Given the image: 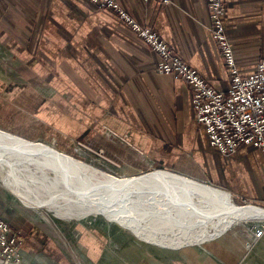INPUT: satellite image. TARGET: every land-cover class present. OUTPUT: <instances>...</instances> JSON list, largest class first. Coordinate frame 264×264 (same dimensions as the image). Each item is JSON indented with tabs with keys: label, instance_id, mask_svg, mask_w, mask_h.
I'll use <instances>...</instances> for the list:
<instances>
[{
	"label": "crops",
	"instance_id": "1",
	"mask_svg": "<svg viewBox=\"0 0 264 264\" xmlns=\"http://www.w3.org/2000/svg\"><path fill=\"white\" fill-rule=\"evenodd\" d=\"M118 2L154 27L210 84L228 86L206 0ZM224 2L225 28L238 68L247 73L264 57V0ZM74 27L83 46L72 37ZM157 60L109 8L87 0H0V127L26 136L73 137L118 161L143 151L154 164L264 202L260 150L242 144L233 153L219 152L196 119L189 84L155 70ZM0 216L20 236L18 259L0 264H235L239 256L227 243L235 227L207 239L198 255L165 262L147 254L121 257L90 234L70 248L2 190ZM257 242L264 256V235Z\"/></svg>",
	"mask_w": 264,
	"mask_h": 264
},
{
	"label": "rangeland",
	"instance_id": "2",
	"mask_svg": "<svg viewBox=\"0 0 264 264\" xmlns=\"http://www.w3.org/2000/svg\"><path fill=\"white\" fill-rule=\"evenodd\" d=\"M87 1L90 2L89 0ZM165 5H168V4H165ZM224 5H225V2H224ZM208 12H209V9H208ZM117 16L122 21V23L125 24L118 14ZM143 24H146V23H143ZM136 35L139 36L137 33ZM72 37L73 39H75V41L78 44L83 46L84 40L82 38V33L77 32L76 27H74L72 31ZM229 41H230V38H229ZM50 53L51 54L49 56L52 57L54 60H56V56L54 57L52 50ZM59 62L65 63L64 58L59 60ZM236 64H237V60H236ZM229 83H230V76H229ZM0 131H3L7 133L8 135H13L16 137L26 139L28 141L44 143L56 150H59L68 155H71L76 159H79L88 164H91L95 166L96 168L100 170H104L107 173H110L116 177L135 176V175H139V174L153 171V170L169 169L171 171L184 174L185 176L187 175V177H189L190 179L195 180L196 182H199L201 184L203 183V184L216 187L220 190L221 189L225 190L223 187L219 186L218 184L209 182L203 176L199 177V176H195L192 174L180 172L178 170H175L174 168L154 164L151 162V159L148 156L143 155L142 153H141L142 156L138 155V156H134L133 158H129L128 160L118 161V160L109 158L102 150L98 148H93L87 143H84L73 137L63 141L58 136L46 137L42 134L39 135V134H34V133L26 136V135L17 134L14 131H10V130H7L1 127H0ZM19 155L21 156V160L16 161L14 163L12 162L13 166L10 162H7L3 159L0 161V190L5 192V194L9 198H12L14 202L19 206V208L22 211H24L32 219L34 223L40 224L44 226L45 228L49 229L51 232L57 235L58 238L66 242L70 248L76 246L78 239H81L82 236H85L86 234H90L96 237L97 239H99L102 244L108 245L111 248V250L114 251L116 255H119L121 257L125 256L127 258L138 259L142 255L147 254L149 256H154V257L164 260L165 262H168L170 260H174L180 257H184V258L188 257L187 254L198 255L200 253V250L205 247V242L207 239L220 235L221 233H223L225 230L229 229L230 227H235L237 229L235 230L233 234H231L228 237V241H227L230 247L236 248L239 251L238 260L235 262V264H264V256L258 254L257 252L258 249H261L260 243H258L257 238L254 237L255 226L262 225L264 227V218L258 219L260 217H254L255 219L254 218L253 219H242V220L236 219L237 221L232 220L233 222L221 233L214 235V236L207 237L203 241L202 240L193 241L194 239L192 238L195 236L197 237L203 229L206 230L210 228L211 223H214L212 220L213 218L215 222L218 220L215 217L211 218L209 214H213L215 209H218L219 207L217 206L216 208L215 206H213V204L217 202L215 200L201 199L202 202L200 203L198 195H195L193 198V201H191L190 203L191 205L194 206V208H196L194 214H192L191 216L190 215L186 216L185 214L183 215L184 212H182L181 209L178 213L176 212L177 209H175L169 212L170 214L169 219L171 217L178 218V216L182 214V219L184 220L183 223L190 220L188 221L190 224L194 222H196V224L194 226H191V228H186L184 227V225H181L184 230L182 231L183 234L180 237L175 235L176 233L175 231H174L175 233L173 234L170 231L166 233L165 232L162 233V235L163 234L165 236L170 235L171 237L175 236V238H173V240L172 239L166 240L170 242L169 244L161 245L160 243L158 244V243L138 237L131 229L125 226H122L121 224H119L118 222L114 220L108 219L102 213H88V214L83 213L82 214V211H81L82 205L77 201L78 197L76 196V194L67 195L65 193V189L62 186L61 182L59 181L52 182L53 180L52 176L54 175L52 170H44L40 166H36V164L34 163V160L25 158L21 154ZM30 164L31 166H29ZM13 174H14L13 179L16 180L17 178V184H18L17 186L23 193L25 192L28 197L37 196L41 199H45L49 197L54 198L58 206L57 207L56 206L48 207L47 205L33 206L30 203L24 202L22 197L14 191V189L12 188L10 184H7L6 182V180L11 178L10 175H13ZM12 185L14 186L13 183ZM77 186H79V184H77ZM225 191L229 192L228 190H225ZM226 194L229 197H232V199L239 205L254 204V205H258L264 208V202H255L253 200L238 198L230 192L229 194L228 193ZM151 196H153L156 200H163V201L168 200V198H163L164 196L161 193L158 194V197L155 196V194ZM67 198H69V200ZM185 203H187V201ZM164 208L170 210V208L166 204H164ZM203 213H207L208 215H203ZM133 215L139 217V215H136L134 213ZM163 221L164 223L160 224L159 227L167 226L168 224H171V222L168 223L166 219H163L161 222ZM146 222H149L147 218H146ZM150 226H151L149 227L150 230L152 229V227L154 228L153 223H151ZM185 237L188 238L187 241L189 242H184V243H179V244L176 243V242H179L181 239L184 240ZM161 241L163 242V240ZM190 241H193V242H190Z\"/></svg>",
	"mask_w": 264,
	"mask_h": 264
},
{
	"label": "bare ground",
	"instance_id": "3",
	"mask_svg": "<svg viewBox=\"0 0 264 264\" xmlns=\"http://www.w3.org/2000/svg\"><path fill=\"white\" fill-rule=\"evenodd\" d=\"M19 154L34 160L36 166H40L44 170H52L54 173L52 182H61L67 195L76 194L77 201L82 205V214L102 213L108 219L131 229L138 237L161 245H167L170 242L166 240L175 238V236H165L162 233L170 231L173 234L176 232L175 235L180 237L184 230L181 225L191 228L196 224V222L190 224L188 222L190 220L187 221L188 224L187 222L183 223L182 214L178 218L171 217L169 219V212L175 209H177V213L181 209L184 212L183 215L186 216L194 214L196 208L190 203L195 195H198L200 203L202 202L201 199L215 200L217 202L213 206L219 207L215 209L213 214H209L211 218L215 217L218 220L215 222L213 218L214 223H211L210 228L203 229L197 237L192 238L193 241H203L207 237L217 235L233 221L253 219L254 217L264 218L263 207L254 204L239 205L226 194H229V192L222 189L221 191L207 184H201L187 176L182 177V179L174 178L175 176H172V172L169 170L158 169L135 176L116 177L44 143L28 141L0 131V161L3 159L12 164V162L21 160ZM10 177L6 180L7 184L12 186L24 202L33 206H58L54 198L28 197L17 186V178L16 180L13 179L14 174ZM119 189L122 191H120L121 194L118 191ZM116 193H119L120 196L112 198ZM159 193L163 194V198H168V200H156L151 196L155 194L158 197ZM67 199L69 200V198ZM100 199L105 201L106 204H102ZM186 201L187 203H185ZM112 203L113 205H111ZM164 204L170 210L165 209ZM133 213L139 215V217L133 215ZM203 215L208 214L203 213ZM145 216L149 221L147 224L141 219ZM163 219H166L168 223L171 222V224L159 227L160 224L164 223V221L161 222ZM151 223L154 224L153 230L149 229ZM263 235L264 232L259 237ZM185 238L176 243L189 242L187 241L188 238Z\"/></svg>",
	"mask_w": 264,
	"mask_h": 264
},
{
	"label": "built area",
	"instance_id": "4",
	"mask_svg": "<svg viewBox=\"0 0 264 264\" xmlns=\"http://www.w3.org/2000/svg\"><path fill=\"white\" fill-rule=\"evenodd\" d=\"M100 8H109L136 32L158 55L155 70L184 79L190 86L196 119L205 128L211 144L222 154L235 152L242 144L258 148L264 161V58L243 74L223 22V0H206L211 20L210 33L215 40L230 76L226 88L209 83L196 68L169 47L153 27L143 24L117 0H89ZM170 4L171 0H157ZM143 155V151H141ZM264 232L255 226L254 236ZM20 236L17 229L0 216V263L17 260Z\"/></svg>",
	"mask_w": 264,
	"mask_h": 264
},
{
	"label": "water",
	"instance_id": "5",
	"mask_svg": "<svg viewBox=\"0 0 264 264\" xmlns=\"http://www.w3.org/2000/svg\"><path fill=\"white\" fill-rule=\"evenodd\" d=\"M167 170H169V169H167ZM169 171H171V170H169ZM171 172H172L171 175H172V176H175L174 178H178V179L180 178V179H182V177H186V176H187V175L185 176L184 174H181V173L175 172V171H171ZM118 191H119V193H120L121 189H119ZM121 192H122V191H121ZM119 193H118V194L116 193V195L114 194L112 198H114L115 196H116V197L120 196ZM120 194H121V193H120ZM111 200H112V199H111ZM113 201H114V200H113ZM100 202H101L102 204H106V202L103 201V200H101V199H100ZM111 205H113V203H112ZM141 219H142V221H143L144 223H146V224L148 223V222H146V216H145V217H142Z\"/></svg>",
	"mask_w": 264,
	"mask_h": 264
}]
</instances>
